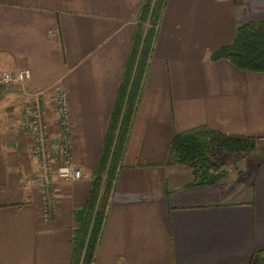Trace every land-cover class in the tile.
I'll use <instances>...</instances> for the list:
<instances>
[{"label": "crops", "instance_id": "1", "mask_svg": "<svg viewBox=\"0 0 264 264\" xmlns=\"http://www.w3.org/2000/svg\"><path fill=\"white\" fill-rule=\"evenodd\" d=\"M142 1L0 0V70L30 72L0 84V264H70ZM260 20L264 0H164L92 264H249L264 248V72L210 58L240 24ZM54 84L68 96L82 176L56 182L44 218L18 118L22 90L45 89L55 134ZM199 126L255 137V147L217 152L223 179L186 187L191 169L169 142Z\"/></svg>", "mask_w": 264, "mask_h": 264}, {"label": "trees", "instance_id": "2", "mask_svg": "<svg viewBox=\"0 0 264 264\" xmlns=\"http://www.w3.org/2000/svg\"><path fill=\"white\" fill-rule=\"evenodd\" d=\"M163 2L143 0L138 8L133 42L103 137L97 168L93 172L91 190L76 216L70 264H92L108 195L123 155ZM210 58L226 59L243 71L264 72V20L240 24L234 39L212 52ZM255 140L252 136L226 134L199 126L172 134L169 147L173 160L191 169L192 180L186 187L210 186L226 174L213 162V156L217 152L239 155L251 152ZM255 253L257 256L254 254L249 264L264 259V248Z\"/></svg>", "mask_w": 264, "mask_h": 264}, {"label": "built area", "instance_id": "3", "mask_svg": "<svg viewBox=\"0 0 264 264\" xmlns=\"http://www.w3.org/2000/svg\"><path fill=\"white\" fill-rule=\"evenodd\" d=\"M30 78L27 68L12 71L0 70V84L23 83ZM53 122L57 132L52 134L45 105L42 103L44 90L23 89V100L18 124L22 132L32 141L35 155L33 178L40 195L44 218L54 208V186L56 182L73 181L82 176L80 168L71 157L69 125V100L59 84L51 86Z\"/></svg>", "mask_w": 264, "mask_h": 264}, {"label": "rangeland", "instance_id": "4", "mask_svg": "<svg viewBox=\"0 0 264 264\" xmlns=\"http://www.w3.org/2000/svg\"><path fill=\"white\" fill-rule=\"evenodd\" d=\"M263 261H264V259L261 261V263H260V264H264V262H263Z\"/></svg>", "mask_w": 264, "mask_h": 264}]
</instances>
